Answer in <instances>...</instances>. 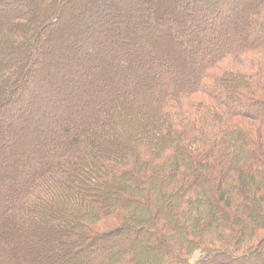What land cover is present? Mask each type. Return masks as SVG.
Wrapping results in <instances>:
<instances>
[{"label": "trees", "instance_id": "1", "mask_svg": "<svg viewBox=\"0 0 264 264\" xmlns=\"http://www.w3.org/2000/svg\"><path fill=\"white\" fill-rule=\"evenodd\" d=\"M14 1L0 0L8 16L7 25L0 19V81L11 83L0 90V115L19 111L20 96L30 94L36 109L47 111L38 118L48 130L59 116L83 109L90 95L97 97V116L78 122L80 131L89 128L85 136L71 133L40 169L17 175L21 184L12 195L2 192L0 243L24 240L29 226L46 217L57 222L44 223L47 228L87 246L82 264H264V60L237 68L259 54L264 59V0L205 2L197 13L199 2L180 15L182 23L171 11L156 20L166 0H30L39 4L34 13ZM137 1L138 32L148 26L178 35V26L188 41L203 44L193 62L182 67V59L170 69L168 59L156 75L143 76L155 65L124 33L130 16L120 14ZM190 14L196 22L186 19ZM201 22L197 30L189 26ZM11 55L19 63L2 69ZM231 58L237 67L226 64ZM105 67L115 90L106 91L103 80L101 88L91 87ZM23 109L10 125L24 123ZM242 119H254L260 129H248ZM8 170L0 166L6 189L14 182L4 176ZM111 220L118 224L110 228ZM13 228L21 235L13 236ZM9 264L61 263L14 251Z\"/></svg>", "mask_w": 264, "mask_h": 264}, {"label": "rangeland", "instance_id": "2", "mask_svg": "<svg viewBox=\"0 0 264 264\" xmlns=\"http://www.w3.org/2000/svg\"><path fill=\"white\" fill-rule=\"evenodd\" d=\"M186 1H190L191 3V4L188 3V7L186 6L187 5ZM192 1H194L195 6H193L191 0L162 1L161 6H160L161 13L158 14V12H156L157 13L156 20L159 22V20L165 19L166 16L171 15V12H172L174 15L173 17H175V19L178 20L177 22L182 23L183 20L180 19V15L194 11L196 9V5L198 6L199 2H200L199 4L200 9L198 8L196 10L197 13H199L200 10L205 9L206 6L203 5V3L205 2L216 4V0H205V1L192 0ZM180 2H182L184 5V6H181L183 10H178V6H180ZM221 2L226 3L227 0H221L220 3ZM236 2H238V4L246 3V5L249 6L250 4L253 3V0H236ZM14 3L16 4L12 5L13 7L22 6V8H24L25 6L23 5L27 3L28 5L27 8L31 10L30 13H34L36 9L37 11H39L38 9L39 4L36 1L31 2L30 0H17V1L15 0ZM140 4L141 3H139V1L135 2V4L132 3L130 5V8H131L130 12L122 10L120 14H123L124 18L126 16H130V21L128 25L129 28L127 29L129 31L125 30L124 33L125 34L130 33V35L133 36L132 38L133 40H131L133 45H136L137 47L142 48V49H146V54H144V59H149L150 63L152 65L153 64L155 65L154 69H152L150 73H147L143 76L146 77L152 74L156 75L157 74L156 68L159 67L158 64H163V62L165 61L168 62V59L170 60L171 64L168 63L167 66L168 65L171 66L170 69H174V68L178 69V66H180L182 59L184 61L181 65L182 67L183 65H189L190 62H193L197 54L200 53V50L198 48L201 46L202 43L200 41L199 44L196 45L195 44L196 42L194 40L193 42L188 41V39L184 37H186L189 33L186 35V31L184 30H181L178 32V28H179L178 26L177 28H175L176 31L174 30L176 34L178 33V35H174L173 30H171L170 33L167 32V34L166 33L156 34L154 32H150L153 29L152 28L150 29L148 26L146 27L148 28V30L144 29L141 32L143 33L149 32V33L147 34L144 33L143 36L139 34L141 33V32H138L139 26H137V28L136 26H133L135 24H134V19L132 18V16L134 15V13L137 14ZM125 6H127V4ZM171 7L172 9H170ZM112 10L115 12H118V11L120 12L119 8H113ZM205 14L207 16V13ZM211 14H208V15H211ZM114 15L112 16V18L114 17ZM2 17H4L3 19L6 18L8 21V18H7L8 16L6 15L4 16V12L1 11L0 19H2ZM150 17L151 15L147 17V20L144 19V22L146 21L149 22ZM112 18H111V22H114V19ZM6 19L1 21V24L5 23L4 25H7L8 22L6 21ZM186 19H189L191 21L193 20V22H196V17L192 16V14H190V16ZM229 19L230 17L228 18V21ZM144 22L142 19V23ZM112 26L114 27L115 25L113 24ZM189 26L191 28L194 26L196 30L199 29L200 27H203L202 22L200 23V25L199 24L192 25L191 23L189 24ZM200 32H202V29H200ZM55 35L56 33H54L53 37ZM213 39L220 40V37L215 36V38ZM188 48H191V49L196 48V49H193V53H192V51L190 52L187 51ZM12 52H14V54L17 55L16 50L11 51L10 53ZM260 55L261 54L258 55L257 59L256 58L253 59V62H251V59H248L244 62V64H240L238 67L235 61L232 60V58L227 60L226 64L228 66H236L237 68H242L243 70H247L251 67L253 68L256 67L259 63H261L264 60L262 55L261 56ZM10 59L11 60L9 59L7 60V62L9 63L8 65L1 66L2 69L8 68L9 66H12L14 63H19L20 61L19 56L15 57L11 55ZM150 63L149 65H151ZM139 66L141 67V65ZM109 72H110L109 67L107 68L105 67L104 75L102 76L100 75L99 77L96 76L97 83L93 82L91 84V87H94V89L101 88L100 80H103L104 82L107 83L106 85L109 86L108 88H106V91H111V88L115 90V85L113 84V80H107ZM183 72L184 73L182 74H185V71ZM2 76L3 75L1 74L0 80L2 79ZM10 86H11V83L9 81L5 83L4 81H0V90L4 88H8ZM109 93L111 92H106V93L102 92L100 94L103 96L104 94H107V96H109ZM22 97L20 96V104H19L21 105L20 106L21 109L25 108V110L23 109L25 111V116H24L25 121H23L24 123L22 125H19L18 122L12 125L9 124L12 119L16 117L18 118V112L20 111V108H19V111L17 110L18 108L16 107L12 108L11 111L8 112V115H4V116L0 115V145H1L0 146V166L1 168L3 167L4 169H9L8 172L4 174V176L6 177V180L12 178V176L14 177L13 178L14 182H11V185H8L9 187L7 189L3 186L0 187V195L4 194L2 192H7V196L12 195L13 192H15V190H18V187L21 184L20 182L21 180H18L15 177L21 173H25L27 168H30L32 171H36L40 169L43 166V163L50 156H52L54 150L57 147L64 148L65 146H67L69 137H70L69 135L71 133L78 134V132H82V135L85 136L89 128L83 131H80V124H78V122L85 121V120L91 121V119L97 116L96 115L97 107H95L97 104V101H95V99L97 97L93 98L92 95H90L89 97L91 98L88 100V102H86L87 104L85 105L83 109L76 107L78 109L72 111V113L69 114L68 117L59 116L58 120L55 122L56 124L53 125L51 128H49L48 130V128L45 127V124H43L44 122L39 121V118H38L40 114L45 115L47 111L44 109H40V110L36 109L37 103L32 95L30 96V94H27L24 98ZM26 100L27 102L25 103ZM72 108H75V107H72ZM85 110H87L88 112H85ZM1 111L3 110L0 107V112ZM85 114H89V116L86 117V119H85ZM242 120L248 129L250 130L260 129L259 128L260 125H257L254 119L252 120L242 119ZM67 126H68L67 128L68 130L67 131L63 130ZM28 141L29 143L31 141L33 143V146L31 147L29 146L30 149L25 147V143H27ZM23 216L30 217L28 216V214L27 216L23 214ZM43 219L42 221H44V223H48V225H51V224L57 225V222L55 221V219L48 220L46 217H44ZM44 223L35 224V225H32L31 227L29 226V228L27 229L28 232L25 234L24 240H22V236H20L21 238L19 240L15 238H10L11 239L10 240L8 238V240L6 239L5 243L1 242L0 243V264H9L10 256L13 255L14 251H16L17 253L21 252V255L26 256V257H28V255H31L32 257L34 255H41V256L43 255L46 257H50L51 259L56 260L60 262L61 264L63 263L62 259L65 260L68 257H78L79 256L80 261L77 264L79 263L82 264L83 262L86 261V259L90 256V252H87L86 250L88 249L87 246L80 248L79 245H77L76 243H69L70 240H72L71 239L72 236L69 233H65V232L58 233L54 229L47 228L45 225H43ZM110 223L112 224H109V227L112 228L114 227V225L116 226L118 224V221L111 220ZM103 224L106 225V223H103ZM8 225L9 223H5L3 225L4 229ZM7 228H8L7 230H11L12 227L8 226ZM23 229L26 230L25 228ZM13 231H15V232H12L13 236L15 233L21 235L20 234L21 229L13 228ZM49 235L56 236L58 241L57 240L53 242L51 241L50 243L46 244V242L44 241V238ZM16 243H18V245H16Z\"/></svg>", "mask_w": 264, "mask_h": 264}]
</instances>
